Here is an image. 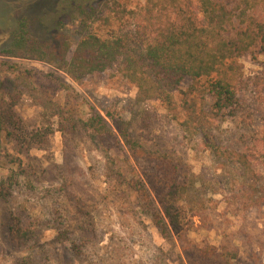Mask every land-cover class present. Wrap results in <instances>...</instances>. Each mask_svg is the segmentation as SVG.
<instances>
[{
  "label": "rangeland",
  "instance_id": "rangeland-1",
  "mask_svg": "<svg viewBox=\"0 0 264 264\" xmlns=\"http://www.w3.org/2000/svg\"><path fill=\"white\" fill-rule=\"evenodd\" d=\"M126 3L133 10L140 0ZM81 6L95 9L85 25ZM110 6L109 0H0V52L23 20L40 39L54 42L62 23L76 45L100 30L102 18L114 15ZM259 49L239 60L245 83L233 110L219 114L213 98L206 99L205 108L218 113L208 133L212 147L202 136L188 138L161 101L141 98L118 66L74 81L48 63L0 56V80L12 72L22 80L16 112L22 134L33 142L6 138L0 146V182L17 175L9 195L0 198V264H206L195 246L222 244L238 250L231 264H264V204L245 213L225 199L241 182L234 154L264 138ZM3 61L9 63L2 66ZM190 84L185 78L181 87ZM57 108L72 121L54 116ZM93 110L111 125L129 123L131 144L121 141L107 154L98 150L78 122ZM109 156L117 162L114 174L107 171ZM165 157L179 165L191 187L181 200L188 222L185 246L160 235L126 186ZM255 166L264 175L259 161ZM15 217L35 232L28 245L20 246L11 234Z\"/></svg>",
  "mask_w": 264,
  "mask_h": 264
},
{
  "label": "trees",
  "instance_id": "trees-1",
  "mask_svg": "<svg viewBox=\"0 0 264 264\" xmlns=\"http://www.w3.org/2000/svg\"><path fill=\"white\" fill-rule=\"evenodd\" d=\"M109 3L114 15L102 18L100 30H91L76 45L63 32L62 23L54 42L40 39L29 21L23 20L0 56L48 63L74 81L118 66L141 98L161 101L188 138L202 136L205 144L212 147L208 133L218 113L233 110L245 83L239 60L258 48V53H264V0H140L133 10L126 0ZM79 10L84 25L95 15L93 7L81 6ZM125 23L130 28L125 29ZM8 63L3 61L1 65ZM13 75L14 72L0 80V146L6 138L31 146L33 142L22 134L16 112L22 80ZM185 78L191 80L187 88L181 87ZM207 97L213 98L212 108L217 114L205 108ZM65 114V109L57 108L54 116L72 121ZM78 122L103 153L113 152L121 141L131 144L130 125L123 120H114L111 125L93 110ZM234 156L241 182L225 199L245 213L260 211L264 204V175L257 170L255 161L260 162L264 173V138L254 140L251 147ZM10 163L19 166L16 161ZM116 164L115 158L109 156L106 165L110 174L116 173ZM16 178L11 177L8 183L1 180L0 198L9 195ZM126 186L139 199L141 210L160 235L165 239L175 237L185 246L188 222L181 200L189 195L191 187L184 181L179 165L165 157L155 169ZM10 230L20 246L28 245L35 236L16 217ZM195 249L206 264H231L238 259V250L232 245Z\"/></svg>",
  "mask_w": 264,
  "mask_h": 264
}]
</instances>
